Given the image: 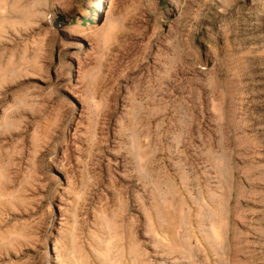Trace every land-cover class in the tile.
I'll return each instance as SVG.
<instances>
[{
	"label": "rangeland",
	"instance_id": "1",
	"mask_svg": "<svg viewBox=\"0 0 264 264\" xmlns=\"http://www.w3.org/2000/svg\"><path fill=\"white\" fill-rule=\"evenodd\" d=\"M0 264H264V0H0Z\"/></svg>",
	"mask_w": 264,
	"mask_h": 264
}]
</instances>
